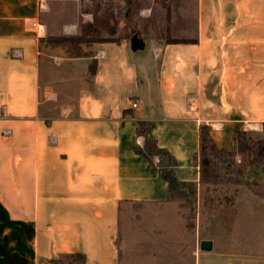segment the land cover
<instances>
[{"label":"crops","instance_id":"obj_1","mask_svg":"<svg viewBox=\"0 0 264 264\" xmlns=\"http://www.w3.org/2000/svg\"><path fill=\"white\" fill-rule=\"evenodd\" d=\"M194 6L192 34L180 23L191 42L142 40L131 51L118 38L73 56L49 38L93 22L80 0H0V264H60L76 253L84 264H264V250L239 233L213 236L199 210L188 218L132 148L145 139L137 122H150L147 137L175 160V186L198 195L199 126L235 151L237 125L264 122V0ZM143 90L149 111L139 109Z\"/></svg>","mask_w":264,"mask_h":264},{"label":"rangeland","instance_id":"obj_2","mask_svg":"<svg viewBox=\"0 0 264 264\" xmlns=\"http://www.w3.org/2000/svg\"><path fill=\"white\" fill-rule=\"evenodd\" d=\"M80 2L84 12L88 11L93 14V22L82 25V28L95 31L88 32V35L94 39L116 40L121 38L129 42L133 35H137L145 42L152 40L156 42V45H161L168 40L180 38L183 32L180 31V23L184 24L185 32L188 34H192L194 30V0H108L105 2L104 0H80ZM147 4L150 6V16L146 19L140 18L138 11ZM115 8L118 9L117 12ZM119 18L121 20L116 23L115 20ZM80 33L81 28L77 34L80 35ZM88 45L90 44H80L81 51ZM155 48L151 51H157ZM83 69L85 70L83 62L74 63L72 66V71L75 73H80ZM147 94L148 91L140 92L139 109L144 108L149 111ZM243 130L264 146L262 125L258 128L243 126ZM145 146L143 142L139 148L144 151ZM234 147L233 158L218 155V158L212 160L213 170L209 176L205 173L200 190L198 188V195L194 185L181 187L174 186L172 183V196L180 202L182 211L188 215V218L194 217L195 211L199 210L202 223L207 230L210 231V227L215 225L212 230L213 236L225 238L229 235L228 233L237 232L246 241L245 246L251 250L256 248L264 250V173L262 165L257 162L251 163L249 161L251 155L248 151L239 152L237 140ZM149 159L156 168L163 172L170 168L168 166V164L171 165L170 157L157 150L149 156ZM249 181L256 183V187L248 186ZM126 218V211L122 208L121 226L124 225ZM0 242L5 243L4 240ZM66 262L67 264L73 263L69 259Z\"/></svg>","mask_w":264,"mask_h":264},{"label":"trees","instance_id":"obj_3","mask_svg":"<svg viewBox=\"0 0 264 264\" xmlns=\"http://www.w3.org/2000/svg\"><path fill=\"white\" fill-rule=\"evenodd\" d=\"M169 9H167V13H169ZM92 29H81L80 35H62L58 37H50L49 40L52 42V44H60L64 50L70 54L73 55L76 54L75 56H79L81 54L87 53L86 51H81L80 44H91L92 42L96 41H108V39H94L91 36L88 35V32H95L91 31ZM88 35V37H86ZM191 39H186V38H178L176 40H168L166 43H179V42H191ZM150 128V122H145V121H138L137 122V127H136V133L138 135H144V143L146 144L145 150H141L139 147H132L135 152L142 154L150 163L149 156L155 151H159L163 154H166L170 157L171 159V165L168 164L170 167L169 169L167 168L166 171L163 172V170L158 169L167 179V181L170 184V193L172 194V187L171 184L177 183L176 178H174L173 171L171 167L175 164V160L173 157L170 155V153L165 149L158 147L157 144L154 142L153 139H150L147 137L146 133L148 129ZM262 128L264 131V122L262 123ZM199 165H200V180H204L205 173L206 175H210L212 170H213V159L218 158V155H223L225 157H232L235 154V151H228L227 149L224 148H218L210 133L208 126L206 124H201L199 126ZM236 139L239 145V152H246L248 151L250 153V162H257L262 165V172L264 173V146L259 144L258 141L255 139H252L249 133L246 131L242 130L240 128V125H237L236 128ZM173 177V179H172ZM247 185L250 187H256V183L253 184L252 181L247 182ZM260 186V185H259ZM257 193V192H256ZM72 260L74 264H84V255L80 253L76 254H71L69 257L67 256L66 258H63L60 260V264H67L66 260ZM71 263V264H73Z\"/></svg>","mask_w":264,"mask_h":264},{"label":"water","instance_id":"obj_4","mask_svg":"<svg viewBox=\"0 0 264 264\" xmlns=\"http://www.w3.org/2000/svg\"><path fill=\"white\" fill-rule=\"evenodd\" d=\"M129 47L131 51H137L144 48V42L137 35H133L129 40ZM229 166H232L229 164ZM199 248L201 250H210L211 242L208 239H202L199 242Z\"/></svg>","mask_w":264,"mask_h":264},{"label":"bare ground","instance_id":"obj_5","mask_svg":"<svg viewBox=\"0 0 264 264\" xmlns=\"http://www.w3.org/2000/svg\"><path fill=\"white\" fill-rule=\"evenodd\" d=\"M38 29H39V31H40V26H38ZM249 125V124H248ZM214 126H218V124H214ZM250 126H252V127H256V125H254V124H250Z\"/></svg>","mask_w":264,"mask_h":264},{"label":"built area","instance_id":"obj_6","mask_svg":"<svg viewBox=\"0 0 264 264\" xmlns=\"http://www.w3.org/2000/svg\"><path fill=\"white\" fill-rule=\"evenodd\" d=\"M132 106H136V101L132 103Z\"/></svg>","mask_w":264,"mask_h":264}]
</instances>
